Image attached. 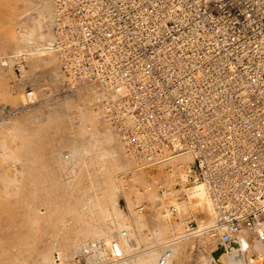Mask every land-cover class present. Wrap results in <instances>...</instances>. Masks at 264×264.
<instances>
[{"label": "bare ground", "instance_id": "bare-ground-1", "mask_svg": "<svg viewBox=\"0 0 264 264\" xmlns=\"http://www.w3.org/2000/svg\"><path fill=\"white\" fill-rule=\"evenodd\" d=\"M99 1L90 0L89 3L91 14H100L93 26L104 28L106 33H109L114 23L112 19H104V16L111 6L104 8L106 13L102 15ZM139 8L137 3L120 9L119 13L124 17H132L139 12ZM148 17H151L150 14L141 13L135 17L137 19L134 22L141 27L142 24L148 25ZM54 19L55 0H0V102L3 104L26 106L36 101L34 95H37L32 88H26L25 92L23 90L26 82H29V76L31 78L30 74L34 72L39 71V76L46 75L52 79H57V75L61 73L66 78L65 82L68 81L69 78L66 77V71L61 64V54L53 47ZM99 20L101 23H98ZM142 33L143 31L138 34L128 33L127 43H122L119 39L118 46L125 44L129 49L136 51V46L144 41ZM99 38L111 42L103 31L100 32ZM22 54L25 56L24 61H20ZM168 54V58L174 59L171 53ZM139 61L146 62L147 58L140 56ZM3 63L8 66L9 73ZM99 64L100 62H95L94 66L99 68ZM16 66L22 69V75H15L13 70ZM216 69L223 82L220 95L227 98L223 104V117L228 112H233L237 106L228 100L231 95L227 83L231 87L236 86L241 105L249 107L247 102L250 98L242 89L245 83L237 76L236 79L231 78L221 66ZM104 75L108 76L110 82L104 80L96 85L82 84L81 88L78 86L73 99L62 102L64 108L59 109L70 110L72 114L69 116L63 111L67 118L62 121L64 116L59 117L61 120L58 119L55 126L51 124L50 118L53 117L49 110L48 119L40 120L42 125L32 126L34 120L32 123L28 121L29 124L27 120L30 115L27 114L26 117L20 115L25 117L21 118V128L15 129L14 126L8 133L0 131V158H3L0 161L5 160V166L8 163L23 164L22 171L19 169L20 177L18 176L20 188H17V183H14L16 188L13 184L0 183V264H187L192 250L196 248L195 240L201 241V244H198L200 249L204 250L203 253L198 250L196 258L200 264H264V240H259L255 234H250L244 229L237 233L234 241L222 246L218 237L209 231L217 224L220 233L226 232L225 225L222 226L216 220L219 214L217 207L226 202L247 205L248 201L245 196L230 195L227 187L216 191L202 180L195 179L192 171L193 154L209 148L205 130L201 129L195 133L200 139V145L195 147L192 141L191 152L152 168L134 147H130L131 150L125 146V142L124 144L119 141L118 135H122L121 131L131 137L145 136L147 131L138 123V118L128 115L130 122L117 112V109L125 112L123 107L115 106L120 97L116 87H121L123 91L124 80L114 74L110 64ZM140 75V71H135L129 85L136 87V80ZM24 76H28L27 79L21 80ZM14 77L16 81L13 80ZM260 81L254 82L253 86ZM26 91H31L29 100ZM101 101H106V106L112 107L111 116L112 113L121 116L119 131L114 129L111 117ZM151 103L153 102H146L147 105ZM261 106L264 108V98ZM59 109L57 111H60ZM37 114L35 115L38 116ZM56 116L58 118V115ZM214 117L217 119L216 115ZM245 118L246 116L240 114L239 124H242ZM261 125L264 126V123ZM26 129L35 131L26 133ZM68 133V139L70 137L71 143L76 145L72 157L64 160V155L61 156L60 153L44 157L49 146H53V151L57 153L58 145L67 143ZM29 134H33L35 140L31 136L28 137ZM10 139L13 143L14 139L17 140L16 147L11 145L12 142L10 144ZM32 145H39L43 157L37 160L29 156L28 153H33L29 152ZM140 147L143 150L149 148L148 142L144 141ZM253 147H256L254 139L241 138L240 143L233 149L230 160H207L208 172L214 177L226 180L238 175L241 169L252 168L258 164V158L251 153ZM77 148L81 154L79 159L74 158ZM48 162L53 165V169L49 171L46 168ZM151 172H155L153 180L148 178L147 173ZM5 177L4 175L0 179H7ZM159 182L162 187L157 186ZM11 186L15 188L13 192ZM119 191L125 199L126 212L117 210L116 198ZM10 196L13 198L11 205L7 200ZM67 200H70L69 203H73L75 208L70 220L64 206H53L58 202L59 206H62ZM140 205L143 206L142 210L137 208ZM17 217L21 218L19 222H16ZM12 224L17 227L20 225L21 233L14 237L16 241L20 240L17 246L13 245L15 250L9 251L6 239L2 236L5 227ZM83 241L88 242L82 246L79 242ZM115 252L119 253V256H116Z\"/></svg>", "mask_w": 264, "mask_h": 264}, {"label": "built area", "instance_id": "built-area-1", "mask_svg": "<svg viewBox=\"0 0 264 264\" xmlns=\"http://www.w3.org/2000/svg\"><path fill=\"white\" fill-rule=\"evenodd\" d=\"M89 3L90 0H55L53 47L61 54L69 88L110 82L104 75L110 64L114 74L125 82L123 91L116 87L120 97L115 106L125 110L117 109L118 114L127 121L128 115L138 118L147 131L145 136L133 137L121 131L118 139L127 148L134 147L152 168L191 152L192 141L195 147L200 145L195 133L204 129L209 148L193 154L195 179L216 191L227 187L230 195L245 196L248 201L247 205L226 202L217 207L216 220L227 229L220 233L216 224L210 233L218 237L222 246L234 241L244 229L264 240V0H100L102 15L106 13L104 8L111 6L104 16L114 23L109 33L93 26L100 14H91ZM137 3L140 8L136 15L124 17L119 13ZM141 13L151 16L149 24L142 27L134 22ZM101 31L112 43L99 38ZM141 31L144 41L136 46V51L125 44L118 46L119 39L127 43L128 33ZM168 53L174 59L168 58ZM140 56L147 61L140 62ZM24 58L20 55V61ZM95 62H100L99 68ZM217 66L245 83L242 89L250 98L249 107L241 105L236 86L227 83L231 95L228 100L237 106L223 117L227 98L220 95L223 82ZM15 71L21 74L22 69L16 66ZM135 71L141 75L137 86L132 87L129 80ZM110 87L113 88L111 84ZM30 93L26 91L27 100ZM148 101L153 103L147 105ZM102 102L114 129L119 131L121 116H111L112 107ZM240 114L246 116L242 124ZM243 137L255 140L251 153L258 158V164L241 169L232 179L210 175L207 160H230ZM144 141L149 148L143 150L140 146ZM157 186L162 187L160 182Z\"/></svg>", "mask_w": 264, "mask_h": 264}, {"label": "rangeland", "instance_id": "rangeland-1", "mask_svg": "<svg viewBox=\"0 0 264 264\" xmlns=\"http://www.w3.org/2000/svg\"><path fill=\"white\" fill-rule=\"evenodd\" d=\"M20 53H22L21 51H20ZM4 65H3V67H6V71H8L7 70V68H8V66L5 64V63H3ZM6 65V66H5ZM16 67H14V69H15ZM5 71V72H6ZM13 72H15L16 73V71L15 70H13ZM8 73H9V71H8ZM22 73V72H21ZM14 74V73H13ZM15 75H22V74H15ZM24 75V74H23ZM28 75V74H27ZM31 75V78H30V76H29V82L27 81L26 82V86L25 87H23V90H24V92H25V89L27 88L28 90H29V88L31 89H33L35 92H36V95L37 96H35L34 95V100H36V101H34V103L32 104H29V105H26V106H23V105H18V106H20V107H18L17 106V104L15 105V103H12V104H9V105H6L5 103L3 104V102H0V129H2V130H0L1 132H5V133H8V132H10L12 129H13V127L15 126V129L17 128V129H19V128H21V124H23V120L21 119V118H25L26 117V115L27 114H29L30 116H29V118H28V120H27V122L29 121L30 123H32L33 122V120H34V123H32V124H34V125H32V126H39V124H41L42 125V123H41V121H46L47 119H48V116H47V114H48V112H49V110H50V115L53 117V118H50V121H52V125H54L55 126V123L56 124H58L57 123V121H58V119H59V117H62V116H64V118L62 119V121H64V119H66L65 118V113H68L69 114V116H71V114H72V111H70V110H67V109H64L63 111L65 112H63V111H61L64 107H63V105H62V102L64 103L65 102V100H70L71 98L73 99L74 97H75V94H76V92H77V90L79 89V87L81 88L82 86H79L76 90H72V89H70L69 88V86L67 85V81L65 82V80H66V78L64 77V76H62L61 75V73H59V75L61 76V78H60V76L59 75H57V79H52V78H48V76H46V75H43V76H39V71H37V72H34L33 74H30ZM28 77V76H27ZM27 77L26 76H24L23 78H21V80H23V79H27ZM59 77V78H58ZM16 78H17V76H16ZM63 78V79H62ZM60 79V80H59ZM62 79V80H61ZM14 81H16V79H15V77H14V79H13ZM20 80V79H19ZM59 80V81H58ZM13 81V82H14ZM17 83H19V84H21V82H17ZM26 89V90H27ZM74 95V96H73ZM59 103V104H58ZM47 105V106H46ZM51 105V106H50ZM23 106V107H22ZM9 107V108H8ZM46 107V108H45ZM49 107V108H48ZM51 107V108H50ZM59 107L61 108V110L59 109ZM41 109H42V111H44V112H46V113H44L43 112V114H42V111H41ZM48 109V110H47ZM60 110V111H57V110ZM22 110V111H21ZM66 110V111H65ZM35 111H37V112H35ZM51 111H52V114H51ZM57 112H58V114H57ZM23 113V114H22ZM31 113V114H30ZM37 113H40V114H37ZM62 113H63V115H62ZM25 114V115H24ZM34 114V115H33ZM35 114H37L38 116H36ZM42 114V115H41ZM20 115H23V116H25V117H22V116H20ZM46 115V116H45ZM54 115V116H53ZM56 115H58V118H56L57 116ZM56 116V117H55ZM39 119H38V118ZM47 117V118H46ZM44 118V119H43ZM37 119V120H36ZM41 120V121H40ZM61 120V118L59 119V121ZM12 121V122H11ZM15 121V122H14ZM21 121V122H20ZM35 121H37V122H35ZM56 121V122H55ZM14 122V123H13ZM28 122V123H29ZM40 122V123H39ZM54 122V123H53ZM15 123H17V124H15ZM29 123V124H30ZM35 123H37L36 125H35ZM21 125V126H20ZM17 126V127H16ZM20 126V127H19ZM48 127H50V124H48ZM48 127H46L47 129H49ZM36 128V127H35ZM52 128V127H51ZM10 130V131H9ZM35 130H33V132H34ZM24 132H26V133H31L32 131L31 130H29V129H26ZM32 132V133H33ZM33 134H29L28 135V137H32L33 138V140H35L34 139V136H32ZM66 136H67V138H66V140H67V143L66 144H63L62 146H60V145H58V147L57 148H59V149H57L56 151H57V153L55 152V151H53L54 150V148H53V146H49L48 148L49 149H47V151H48V153L46 154V155H44V157H49L48 155H50V156H53V154L55 155V154H57L58 155V153H60V155L61 156H63L64 155V160L65 159H69L70 157H72V151H73V149H76V145H73L72 143H71V139H70V137H69V139H68V136H69V133L68 134H66ZM30 137V138H31ZM29 138V139H30ZM14 141L16 142V144H15V142L13 143V140L11 141V139H10V144H11V142L13 143V144H11L12 146H14V147H16V145L18 144V142H17V140L16 139H14ZM50 143V142H49ZM15 144V145H14ZM73 145V146H72ZM32 146H35V145H32ZM30 147L29 148V152L31 151V152H33V153H28V154H30L29 156L30 157H34L35 159H40L41 157H43L42 155H41V149H40V147H38L37 145L35 146V147ZM75 146V147H74ZM32 149V150H31ZM52 149V150H51ZM36 151V152H35ZM64 151V152H63ZM70 151V152H69ZM77 152H76V154H75V157L74 158H76V159H79L80 157H81V154L78 152V148H77V150H76ZM67 152V153H66ZM37 153V154H36ZM33 154V155H32ZM38 155V156H37ZM56 155V156H57ZM80 156V157H79ZM68 157V158H67ZM2 158V157H1ZM0 158V159H1ZM5 158V157H4ZM3 159V158H2ZM62 159V160H63ZM35 161V160H34ZM61 161V160H60ZM1 163V165H0V177H2V176H6L5 178H7V179H3V180H1L0 179V183L3 185V183H9L10 185L11 184H13L12 186L13 187H17L18 186V182H19V173L22 171V169H21V167H23V164L21 165V163L19 162V164L18 163H14L15 165H13V163H8V162H10V160L6 163L7 165L5 166V160L3 161H0ZM3 163V164H2ZM10 164V165H9ZM12 165H13V167H12ZM20 165V166H19ZM19 166V167H18ZM25 166H26V164H25ZM52 166V167H51ZM5 167H7V168H5ZM13 170H11L10 168ZM46 168H47V170L49 171V170H52L53 169V165L52 164H50V162H48V164H47V166H46ZM4 169H7V170H4ZM21 171H20V170ZM28 170V169H27ZM12 171V172H11ZM13 172H14V174H13ZM16 173H18V174H16ZM154 173V174H153ZM12 174H13V176H12ZM148 174V178H151L152 180H153V178H155V172H151V173H147ZM147 174H146V176H147ZM153 174V175H152ZM10 175V176H9ZM12 176V177H11ZM19 176V177H18ZM14 178V179H13ZM154 181H155V179H154ZM14 183H17L16 185L14 184ZM11 186V187H12ZM13 187L11 188V192H13L14 190H15V188L13 189ZM17 188H20V186H18ZM20 190V189H19ZM50 193V192H49ZM120 191L118 192V196H117V200H116V202H117V210L118 209H120V211L122 210V212H126V210H127V208H126V203H125V199H124V197H123V195L120 193ZM13 195V194H12ZM11 197V196H10ZM12 198V197H11ZM7 199L8 200V202H10V205H11V202L13 201V198L12 199ZM9 200H11V201H9ZM70 202V200H67V203H63V204H61L62 206H59L60 205V203L58 202V203H56V205H53L54 206V208H61V207H63L64 206V208H65V211L67 210V212H66V215H68V217L67 218H69V220L71 219V216L73 215L72 213L75 211V208L73 207V203L71 204V203H69ZM68 203H69V205H68ZM53 204V203H52ZM116 205V204H115ZM11 208V207H10ZM71 208V209H70ZM138 208V207H137ZM71 215V216H70ZM16 219V222H19L20 221V219L21 218H19V217H17V218H15ZM11 220L13 221L14 220V216L13 217H11ZM72 222H73V220H71ZM16 227V228H15ZM19 227H20V225H18V227L17 226H15L14 224H12V225H10V226H6L5 227V229H4V234H3V236L2 237H4V239H6V246L8 247V249H9V251H13V249L15 250V246H17L18 244H17V242H19V241H16V239H14V237L15 236H17L18 234H20L21 233V231L19 232ZM22 227V226H21ZM14 228V229H13ZM6 230V231H5ZM8 230H9V232H8ZM14 231H17V232H14ZM19 232V233H18ZM5 233H7V234H5ZM36 237V236H35ZM12 238V239H11ZM10 239H11V241H10ZM13 241V242H12ZM196 242L194 243L195 245H196V248H194V251L192 250V252H191V254H190V258L187 260V264H200V262H198L199 260L196 258L197 257V255L199 254V251H201V253H203L204 252V250H202V249H200L201 247H199V244H201V241H198V240H195ZM86 242H88V241H86ZM86 242H79L80 243V245H82V246H84V243H86ZM217 241H215V243H216ZM11 243V244H10ZM199 243V244H198ZM217 244V243H216ZM13 245H15V246H13ZM86 245V244H85ZM221 245H218V247H220ZM199 247V248H198ZM200 249V250H199ZM199 250V251H198ZM8 251V252H9ZM203 251V252H202ZM212 253V252H211ZM214 257V256H213ZM186 263V262H185ZM184 263V264H185Z\"/></svg>", "mask_w": 264, "mask_h": 264}]
</instances>
